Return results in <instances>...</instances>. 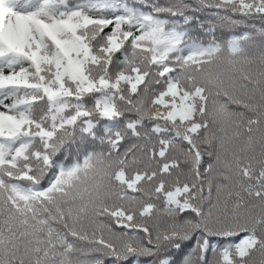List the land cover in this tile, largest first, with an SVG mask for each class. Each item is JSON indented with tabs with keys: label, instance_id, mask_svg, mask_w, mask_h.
<instances>
[{
	"label": "snow or ice",
	"instance_id": "snow-or-ice-1",
	"mask_svg": "<svg viewBox=\"0 0 264 264\" xmlns=\"http://www.w3.org/2000/svg\"><path fill=\"white\" fill-rule=\"evenodd\" d=\"M0 264H264V0H0Z\"/></svg>",
	"mask_w": 264,
	"mask_h": 264
}]
</instances>
